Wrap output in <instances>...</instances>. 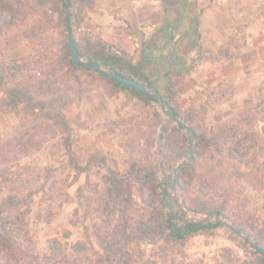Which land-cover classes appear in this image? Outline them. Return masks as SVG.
I'll return each mask as SVG.
<instances>
[{"label": "rangeland", "instance_id": "374dc122", "mask_svg": "<svg viewBox=\"0 0 264 264\" xmlns=\"http://www.w3.org/2000/svg\"><path fill=\"white\" fill-rule=\"evenodd\" d=\"M11 1L16 6L26 3V0ZM56 1L47 0L48 5L42 10L26 6L24 15L0 34V59L6 66L15 65L23 74L36 77L46 70L50 59L59 53L67 34L59 19L60 6L51 4ZM93 2L95 5L96 0ZM262 6L258 15L237 28L228 41L212 49L211 53L198 50V55L182 71L183 75L188 74L206 60L223 59L228 67H232L233 59L240 57L241 74L230 73V76H239L237 83L208 85L205 89L192 86V91L187 92L189 84H174L179 75L169 77L183 110L203 108L206 123L213 130L218 145V149L199 150L192 194L211 192L215 197L223 195L229 199L228 216L247 219L250 226L255 227L248 228L250 236L258 234V230H262L264 236V32L256 36L248 30L254 24L264 27ZM90 11L86 12L85 27L72 31L77 39L82 36L101 38ZM109 45L120 49L118 45ZM221 46L225 49L220 50ZM154 85L164 91L167 84ZM111 90L109 83L87 74L81 75L80 83L71 81L60 85V93L68 101L65 113L72 127L74 152L84 163L95 153L102 154L106 160V168L96 165L77 178L76 171L68 165L61 134L50 122L25 112L22 107L0 114V200L9 194L26 200L22 208L31 234L32 256L39 261L32 264H44L43 257L48 254L51 242V245L60 243L63 250L75 243L97 248L96 231L105 235L108 229L120 224L123 216H141L146 210L147 194L143 198L135 190L124 203L107 209V168L121 174L128 168L126 155L118 145V136L110 134L108 127L112 121H125L129 125L142 117L144 111L155 110L162 114V127L167 116L159 104L147 108L129 91L111 96ZM248 109L252 116L235 134H227L220 127L230 125ZM160 134L158 130L156 145L150 155L154 161L157 160ZM235 141L240 142L242 152L237 161L229 155ZM190 149L193 154L195 141L188 143L179 164L187 161ZM159 177H162L161 173ZM170 197V210L179 216L180 210L171 190ZM188 217L204 224L217 222L212 216L189 213ZM221 220L223 225L187 236L182 243L157 239L153 245H143L145 259L149 264H224L225 248L231 249L240 261L253 259L252 249L230 230L228 219Z\"/></svg>", "mask_w": 264, "mask_h": 264}, {"label": "trees", "instance_id": "16d2710c", "mask_svg": "<svg viewBox=\"0 0 264 264\" xmlns=\"http://www.w3.org/2000/svg\"><path fill=\"white\" fill-rule=\"evenodd\" d=\"M59 1V3L57 2ZM51 3L59 5V19L65 26L67 34L61 44L59 53L50 59L46 70L38 77L23 74L17 66H6L0 59V114L17 111L22 107L25 112L33 113L57 129L61 134L68 165L76 171L75 178L87 174L94 166L106 168V160L102 154H92L87 161L81 162L73 150L71 136L72 127L65 110L67 98L60 93V85L71 81L80 83L81 75L87 74L95 79L106 81L111 85V96L122 91H129L133 97L140 100L145 107L159 104L165 112V125L160 111H144L142 117L131 124L125 121H112L108 130L118 136V145L124 151L128 168L121 174L107 168L105 204L112 210L114 205L124 203L137 191L140 197L147 194L146 210L137 217L123 216L120 224L111 227L102 235L95 232L96 245L85 246L75 243L63 250L62 245L49 246V251L43 257L44 264H149L145 259L143 245H153L157 239L172 243H182L187 236L199 234L223 225V219H228L230 230L237 237H244L245 246L252 249L254 258L238 260L229 248L222 255L224 264H264V256L255 250V246L264 249L262 230L250 236L249 229H255L247 219L241 216L230 218L229 199L223 195L215 197L211 192H199L193 195L196 170L199 163V150L218 149L211 130L206 123L203 108L183 110L176 99L173 80L169 79L164 91L159 90L150 80L143 60H134L125 50L115 49L100 37L90 38L73 36L80 59L97 64L100 68L119 74L125 78L143 84L152 94L159 95L166 102L167 108L158 99L151 101L135 91L125 88L111 79L96 74L89 68H78L74 65L68 49V27L73 31L86 25V12L94 7L93 0H57ZM47 0H26V3L15 5L11 0H0V34L13 26L24 15L25 7L35 10L46 7ZM199 22L195 20V32L198 35ZM225 49L221 46L220 50ZM201 51L202 48L198 47ZM211 53V50H207ZM1 57V49H0ZM172 111V114L170 113ZM251 109L228 126H220L227 134L236 133L243 122H248L252 116ZM160 130V143L157 148V160L151 157V151L156 145L155 136ZM190 141H195L196 149L189 160L182 162V167L174 175V171L183 158V153ZM240 142L235 141L230 152V158L240 160L242 152ZM159 173L162 177H159ZM170 190L173 200L180 210L176 214L170 210ZM222 198V200H218ZM26 200L17 195H6L0 200V264H32L39 262L32 256V239L26 223L25 211L22 208ZM193 215L212 216L217 219L215 224H204L189 218ZM55 242V241H54Z\"/></svg>", "mask_w": 264, "mask_h": 264}, {"label": "crops", "instance_id": "0c3cea01", "mask_svg": "<svg viewBox=\"0 0 264 264\" xmlns=\"http://www.w3.org/2000/svg\"><path fill=\"white\" fill-rule=\"evenodd\" d=\"M264 0H96L90 17L98 25L101 38L143 60L154 84L166 85L179 75L175 85L189 84L205 89L208 85L237 83L242 58L228 67L223 59L198 63L192 71H182L198 55V47L212 50L224 44L240 26L260 12ZM198 20V35L195 20ZM248 30L263 34L261 24ZM253 36V38H256ZM191 86V87H190Z\"/></svg>", "mask_w": 264, "mask_h": 264}, {"label": "water", "instance_id": "95a60500", "mask_svg": "<svg viewBox=\"0 0 264 264\" xmlns=\"http://www.w3.org/2000/svg\"><path fill=\"white\" fill-rule=\"evenodd\" d=\"M66 5L69 6V0H66ZM68 49H69L70 57H71L74 65L77 66L78 68H89V69L93 70L96 74H99L103 77L109 78L113 82H115V83H117V84H119L125 88L131 89V90L135 91L136 93H138V94H140L146 98H149L151 101L158 99L160 101L161 105L164 106L165 108H167L166 102L163 101L159 95L152 94L143 84H141L135 80L125 78L119 74L108 72V71L100 68L95 63L87 62V61L80 59L78 56V51H77L75 41L73 38V33H72V30L70 27H68ZM170 113L172 114L171 110H170ZM191 154H192V149H190L188 151V156L186 158L187 160L190 159ZM181 167H182V163L177 166V168L174 171V175H176V173L180 170ZM242 238H243V240H247L244 237H242ZM255 250L259 254L264 256V249L260 248L259 246H255Z\"/></svg>", "mask_w": 264, "mask_h": 264}]
</instances>
